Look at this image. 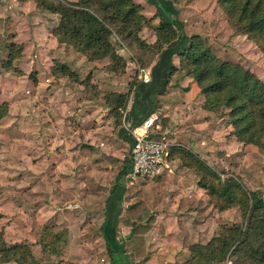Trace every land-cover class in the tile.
Returning <instances> with one entry per match:
<instances>
[{"label":"rangeland","instance_id":"rangeland-1","mask_svg":"<svg viewBox=\"0 0 264 264\" xmlns=\"http://www.w3.org/2000/svg\"><path fill=\"white\" fill-rule=\"evenodd\" d=\"M169 1L179 10V13L174 15L177 20H180L181 33L195 36V39L204 42L218 57L239 64L264 82V52L245 34H236L228 23L225 9L216 0ZM50 16L52 15L45 10L37 11L32 6L19 9L10 0H0V102L3 100L8 102V111L4 117L0 118V229L4 230L6 243L29 242L39 264H110L103 237L70 238L64 223L57 225L52 221L60 208L66 209L72 203L69 199L76 198L83 190L73 194V189L63 186L61 189L64 198L58 197L59 188L53 181L54 176H59V173H52L50 165L52 161L62 163L66 160L61 158L59 161L49 157L48 153H44V140L41 137L46 136L45 132H50L49 123L54 120L55 114L64 117L63 106L81 101L104 104L103 92L108 88L127 91L136 86L134 93L137 96L134 97L132 89L124 111H119L120 125L123 124L124 119H128L130 106H135L139 117L146 118L151 110L161 107V96L158 91L154 92L157 94L148 98L144 89L163 88V85L159 86L161 67L158 64L159 68H154L158 56L155 52L129 44L112 32L111 42L125 59V67L117 68L115 72L109 71L105 65L108 60L90 61L70 46L59 45L52 41L54 40L51 33L52 25L49 22L53 21L54 17ZM153 23L152 25L158 24L159 18L153 19ZM140 36L148 43L155 40L154 30L149 27L142 28ZM17 46H22V49L17 50ZM10 51L14 54L21 53L20 57L8 61ZM173 59L177 64L176 57ZM56 62L69 65L77 79L74 76L53 75L51 67ZM141 69H146L150 73L149 82L143 83L139 79L138 74ZM79 88H83V91H79ZM165 88L196 87L181 77L178 72H174L169 77ZM165 88L162 93L169 92ZM171 90L173 94L166 98L170 99L168 105L170 109L176 112H174L173 120L164 117L163 113L154 114L155 122L159 125V129L152 131L156 137L166 141L170 147L172 144L182 145L178 142L190 140L195 134L205 141L210 138L212 143L208 153L212 155L205 161L218 173L221 180L237 179L247 190H260L264 198V150L230 139L228 130L232 129V126L228 124L226 113L221 110L212 112L209 115L212 119L211 123L208 127H202L204 115L199 114L197 103L188 108L175 107L174 103L177 101L174 100L179 98L175 89ZM184 107L186 109H183ZM170 109H166V112ZM65 116H67L66 113ZM106 116L110 122L105 124L113 125L114 128L119 125L114 122L116 117L114 114ZM54 121L57 122L56 118ZM176 126L179 128L176 129ZM72 127L77 128L76 125ZM55 130L54 128V132ZM82 144L85 147L88 145ZM120 145L122 146L118 149L113 147V155L119 157L112 156V159L106 161L112 166V173L106 170L108 166L105 168L103 164H99L97 171L105 174L101 178L105 183V189H100L104 193H107L106 191L110 188L109 181L114 182L118 170L127 164L130 143L121 140ZM55 146L53 144L51 149H57L60 152ZM182 146L193 151L191 147ZM80 148L83 149V146ZM45 149L46 152L51 153L49 147ZM117 152L120 154L117 155ZM62 168L63 178L70 175L64 167ZM152 178L124 176L122 179L126 183L133 182L131 186L137 187L141 182ZM202 192L207 199L203 190ZM206 204H208L207 201ZM211 208L216 213H213L211 209L202 215L201 218L205 220L204 227L197 230L193 237H187L190 245L186 257L177 259L172 264H195L189 261L191 246L206 244L218 234L220 225L231 226L242 223L238 207L224 211ZM102 209L100 207V211ZM125 209L127 213L122 216V227L126 224L133 225L136 230L148 226L152 216L146 212L147 209L144 208L142 201H135L131 208ZM129 209H134V213H130ZM99 223V221H93L92 225L97 226L94 231L98 229ZM45 224L53 225L54 230L67 231L66 245L60 255H49L40 249L39 239ZM72 239L78 241L77 248ZM127 239L129 238H125V252L128 254L130 263L136 264V254L142 252L143 255H137L140 258L145 255V251H132ZM160 243L157 246H160ZM4 264L16 263L10 261ZM223 264H229V261L225 260Z\"/></svg>","mask_w":264,"mask_h":264},{"label":"trees","instance_id":"trees-1","mask_svg":"<svg viewBox=\"0 0 264 264\" xmlns=\"http://www.w3.org/2000/svg\"><path fill=\"white\" fill-rule=\"evenodd\" d=\"M32 1L37 8L58 15V23L51 29L58 44L70 46L90 61L108 60L105 65L109 71L115 72L117 68L125 67V59L111 42L112 32L129 44L146 48L157 55L164 52L166 58L161 56L164 60L154 65V68L161 67L159 79L163 88L174 72L189 78L198 94L203 96L201 107L204 110L226 113L228 124L232 126L228 133L230 139L264 150V82L239 64L221 59L195 36L187 37V43L181 44L185 37L182 36L180 24L173 22L160 6L157 5L156 13L152 16H146L142 6L135 0ZM216 2L225 9L228 23L236 34H245L264 52V0ZM155 17L159 18V23L152 25ZM144 27L154 30V42L148 43L140 36ZM20 48L22 46H17V50ZM8 54L10 61L20 57L21 53L10 51ZM173 57L179 58L178 65L174 63ZM51 73L77 79L64 62L54 63ZM135 88L123 92H103L108 114L116 116V124H119V111H124L129 94ZM155 94L153 92L149 96ZM7 111L8 102L3 100L0 102V118ZM146 118H141L135 126ZM148 136L156 135L151 132ZM168 158L179 159L195 174L197 185L204 191L211 207L217 211L238 207L241 212V224L220 225L218 234L206 244L191 246L189 261L195 264H223L225 260L229 264H264V198L261 191L247 190L234 178L221 180L203 158L182 145L172 144ZM66 241V230H54L51 224L43 225L39 239L43 253L60 255ZM106 245L110 263L114 264L110 243L106 241ZM10 261L16 264H39L29 242L6 243L4 230L0 229V264Z\"/></svg>","mask_w":264,"mask_h":264},{"label":"crops","instance_id":"crops-1","mask_svg":"<svg viewBox=\"0 0 264 264\" xmlns=\"http://www.w3.org/2000/svg\"><path fill=\"white\" fill-rule=\"evenodd\" d=\"M10 1L15 3L19 9L32 6L37 11H41L32 0L24 2L17 0ZM135 1L142 6V12L146 16H152L156 13L158 5L162 8L163 13L169 14L173 22L180 24V20L175 18L179 10L169 0ZM50 14L52 15L50 17H54V20L49 22L53 28L58 23V15ZM157 18L155 17L154 19ZM152 24H154L153 20ZM182 36L185 39L181 40V44H186V38L190 36L184 33H182ZM52 39H54L52 41L57 43L54 36ZM164 55V52L162 55H158L155 64L156 62L163 61L164 58L162 57ZM175 61L176 65H178L179 58L176 57ZM183 78L190 81L187 77ZM159 86H161L160 83ZM79 89V91H83V88ZM144 89H146V95L149 98L150 93L161 91L164 88ZM165 89L169 90V92L159 93L161 96V107L157 110L153 109L150 115L163 113L164 117H169L170 120H173L176 110L173 112V109H170V106H168L170 99H167L166 96L169 98L173 94L171 89H175V93H177L179 99L174 100L177 101L174 103V106H185L188 108L197 103L200 111L199 114L204 115L201 126L208 127L212 120L209 116L211 112L201 107L203 96L198 94L197 88ZM108 90L123 92V90L114 88H108ZM135 90H133V93ZM135 96H137L136 93H134ZM196 100L197 102H194ZM134 107L130 106L128 119H124L123 124H119L116 128L113 125L105 124L106 122H110V119L106 116L108 115V109L105 102L104 104L86 101L73 102L69 106L62 107V110H65L63 113L64 117H61L59 114L54 115V120L56 118L57 122L54 120L50 121V132H45L46 136L44 135L41 139L44 140V153H48L49 157L59 161L61 158H65L66 160L62 163L61 161L58 163L52 161L50 165L52 173H59V176H54L53 181L56 183V187L59 188L60 193L58 197L64 198L61 189L63 186L73 189V194H77V191L80 190H83V192L77 196L78 198L71 197L69 201L72 203L66 209L60 208L52 221L57 225L64 223L67 226L70 238L85 236L87 238L103 237L105 245L106 241L110 243L112 257L115 261L114 264H132L130 263L128 254L125 252V238H129L126 241L129 243L132 251H145V255L140 258L137 255H141L142 252L136 254V264H172L177 259L186 257L189 250L188 246L190 245L187 237H193L197 230L204 227L205 220L203 221L201 216L212 209L210 205L206 204L202 189L197 185L195 174L184 166L179 159L169 160L170 167L164 169L161 174L155 176V178L141 182L137 187H132L133 182L126 183L122 179L124 176L129 177L128 172L130 171L131 163L128 157L127 164L122 166L121 170H118L115 181H109L110 188L106 191L107 193L100 191V189H105V183L101 179L105 174H100L97 171L99 170V164H103L105 168L108 166L109 168L106 170L112 173V166L106 161L112 159V156L115 158L119 157L113 155V147L118 149L119 146H122L120 145L121 140L131 144L132 137L128 129L134 127L141 118ZM185 107L183 109H186ZM166 109H170V111L166 112ZM65 113L67 116H65ZM74 125L77 128L72 127ZM54 128L56 132H54ZM175 128L178 129L179 127L176 126ZM114 129L116 130L114 131ZM153 129H159V126H152L150 133ZM230 130L229 128L228 131ZM196 135L192 136L190 140H181L178 143L191 147L204 160L210 159V155L212 154H209L208 150L212 141H210V138L205 141ZM82 143H87L88 145L85 147ZM53 144L56 145L55 148H59L60 152L57 149H51ZM82 146L83 149L80 148ZM45 147H49L51 153L46 152ZM118 154L120 152H117ZM62 167L70 175L63 178L64 175H61L63 173ZM136 192L138 194H135ZM67 193L70 194L69 192ZM135 201H142L144 208L147 209L146 212L149 213V216H152L148 226L137 228L136 230L133 225L126 224L122 227V216L124 213H127L125 208H131ZM100 207L103 208L101 211ZM129 210L130 213H134L135 211L134 209ZM212 211L216 213L215 210L212 209ZM85 220L88 222L84 223L83 221ZM93 221L100 222L98 229H96L98 233L94 231L97 226L92 225ZM72 241L76 244L77 248L79 245L78 241L74 239ZM158 243H160V246H157Z\"/></svg>","mask_w":264,"mask_h":264},{"label":"built area","instance_id":"built-area-1","mask_svg":"<svg viewBox=\"0 0 264 264\" xmlns=\"http://www.w3.org/2000/svg\"><path fill=\"white\" fill-rule=\"evenodd\" d=\"M138 77L143 83L150 81V73L146 69H141ZM155 120L156 116L151 114L139 125L128 129L132 137L129 148L131 168L128 172L131 178H152L170 167L168 158L170 144L159 137L148 136L152 126L158 125Z\"/></svg>","mask_w":264,"mask_h":264}]
</instances>
